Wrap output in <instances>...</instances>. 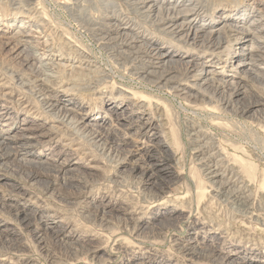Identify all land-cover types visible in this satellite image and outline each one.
<instances>
[{
	"label": "rangeland",
	"instance_id": "1",
	"mask_svg": "<svg viewBox=\"0 0 264 264\" xmlns=\"http://www.w3.org/2000/svg\"><path fill=\"white\" fill-rule=\"evenodd\" d=\"M170 1L253 33L183 45L135 0H0V264H264V59L242 51L264 0ZM118 20L175 55L164 80L103 33Z\"/></svg>",
	"mask_w": 264,
	"mask_h": 264
},
{
	"label": "bare ground",
	"instance_id": "2",
	"mask_svg": "<svg viewBox=\"0 0 264 264\" xmlns=\"http://www.w3.org/2000/svg\"><path fill=\"white\" fill-rule=\"evenodd\" d=\"M126 1V0H125ZM157 0H135V4L139 6L138 13H142L145 14L143 12H141L144 8H146V17L148 19H144V21H146V23H148L150 26L155 27L156 30L159 31H163L164 33H166L167 35L170 36V38L172 40H174L176 43L178 44H196L197 42L201 43L204 46H208V48L210 47H218L221 43L222 40L226 37H223L222 35H227L228 33L231 34V31H235V33H233V35L235 36V39L239 38L241 34H245L247 33V37L249 35H251L253 32H251L250 30L246 29V26L244 25H238L237 23H235L234 20V15H233V11L232 10H226V13L223 14V16L220 17V21L218 22V25L216 26V28H207L205 27L203 24H198L196 23L195 19H193L194 16H198L199 15V8H197V5L194 3H184V8L179 9V6H181V3L176 2H171L169 0L168 3H164L165 1L162 2V4H166L169 5V8H164L161 5L158 6V3L156 2ZM187 1V0H185ZM159 2V1H158ZM183 2V1H182ZM157 3V4H156ZM142 5V7L140 6ZM246 7V6H244ZM138 8V7H137ZM136 9V7H135ZM229 9V8H226ZM137 11V9H136ZM246 11V10H244ZM188 12H191L189 16H187L186 14ZM239 13V12H238ZM246 13V12H245ZM96 15V14H95ZM190 16L192 18H190ZM83 17V16H82ZM99 17V16H98ZM101 17V16H100ZM140 17V16H139ZM88 18V17H87ZM91 18H93L91 16ZM89 18L88 20L84 19L85 23L88 25H91L92 19ZM94 19V18H93ZM95 20V19H94ZM100 20V19H99ZM165 24L162 26L160 25V23L158 22H162L165 21ZM258 19H254V21H256ZM95 21H98L97 19ZM253 21V22H254ZM100 22V21H99ZM102 22V21H101ZM98 23V22H97ZM106 23V22H105ZM112 23V22H111ZM114 23H116L114 21ZM104 24V22H103ZM108 24V22H107ZM138 24V22L136 23V25ZM135 25V26H136ZM139 25V24H138ZM219 25H223L222 30L217 29V27H219ZM135 28V27H134ZM248 28V27H247ZM102 29V27H101ZM246 30V31H245ZM257 30V29H256ZM101 31V30H100ZM162 32V33H163ZM255 32V31H254ZM108 34V36H111L109 38V40L113 41V42H117L119 41L120 46L122 45L124 50L122 51L125 54L126 58L129 57H135L136 59L138 58V56H140V54L142 53V56L145 60L142 59V63L141 64H146L148 66V68H146V70H144V73H146L145 75H142L147 81L149 80L152 83H159L162 80L165 79V75L167 74L165 71H158L156 69H153V67L156 66V68H158V66H162L165 65V63H169L170 65L173 64H177V59H174L173 57L175 56L172 53H167L164 51L162 52V46L160 43L155 42L153 40H151L149 37H147L146 35H142L140 32L136 31L135 29H132V27L125 25L123 22H117V24L114 25H106V28L104 29V32ZM257 36H260L262 38H264V25L262 26L261 29L257 30ZM104 35V34H103ZM256 35V34H255ZM106 36V35H105ZM102 36L101 38L103 39ZM231 36V35H230ZM101 39V40H102ZM246 36L244 38V40H246ZM104 40V39H103ZM108 40V39H107ZM108 40V42H109ZM111 41V42H112ZM105 42V41H104ZM103 42V43H104ZM22 41H19V45L23 46V44H21ZM116 44V43H115ZM145 44V45H144ZM183 44V45H184ZM133 46V47H132ZM142 46H146V50L145 52H141L143 50ZM103 47V46H102ZM125 47H127L125 49ZM24 48V47H23ZM26 48V47H25ZM122 48V49H123ZM136 48V52H134V50L132 51H128L130 49H134ZM120 49V48H119ZM121 50V49H120ZM30 51V49L28 50V52ZM242 51H246L248 52V59L251 60L253 59L255 56H261L264 59V45H261L260 43L252 44V45H247L244 50L242 49ZM25 52V51H24ZM121 52V51H120ZM141 52V53H140ZM30 53V52H29ZM113 54V53H112ZM138 56H137V55ZM260 54V55H259ZM86 57V56H85ZM81 58V57H80ZM84 58V57H83ZM257 58V57H256ZM130 59V58H129ZM140 59V58H139ZM247 59V60H248ZM123 60V59H122ZM134 60V59H133ZM125 61V60H124ZM89 62V60H88ZM141 62V61H140ZM86 63V62H85ZM249 62L247 61H241L240 65L244 66L246 64H248ZM199 62L197 61H192V60H187L185 62L183 69V72L181 74V77L186 78V80H192L194 82V84L200 86L202 83H207V82H211V83H215V81H217V79H214L215 77H213L211 75V70L208 71L206 70L205 73H203L201 71L200 72H196L197 71V67L199 66ZM86 65V64H85ZM123 66V65H122ZM85 67V66H84ZM90 68V67H89ZM145 68V67H143ZM48 69V68H46ZM76 69V68H75ZM85 69V68H83ZM95 69V68H94ZM140 69V68H138ZM49 70V69H48ZM89 70V69H88ZM97 70V69H96ZM95 72L98 73L99 69ZM160 70V69H159ZM39 71V70H38ZM37 72V71H36ZM94 72V71H93ZM100 72V71H99ZM175 72V71H174ZM181 72V71H180ZM40 73V72H39ZM102 73V72H101ZM99 73V74H101ZM250 73L252 74V70H250ZM92 74V73H91ZM96 74V73H94ZM94 74H92L94 76ZM45 75L44 73L41 74ZM211 75V76H210ZM152 76H157V82L152 80L151 77ZM89 77V76H88ZM91 77V76H90ZM255 79H264L263 76L259 75L258 73L255 75L254 77ZM168 79V78H167ZM170 79V78H169ZM36 81V80H35ZM34 81V82H35ZM41 81V80H40ZM42 82V81H41ZM47 83V82H46ZM38 84V83H37ZM149 84V83H148ZM220 86V85H219ZM39 87V86H38ZM40 88V87H39ZM41 89V88H40ZM185 88H183L182 90H184ZM43 90V89H42ZM180 95V94H178ZM187 98V97H185ZM55 106V104H50V107ZM55 108V107H54ZM59 111V110H58ZM60 112V111H59ZM64 114L66 113L67 115L70 114L71 112L68 109H65V111H63ZM4 114V113H3ZM59 115V114H58ZM72 115V114H71ZM66 117V116H65ZM68 117V116H67ZM72 117V116H71ZM73 118V117H72ZM68 119V118H67ZM73 120V119H72ZM74 121V120H73ZM27 128V127H26ZM23 134V133H22ZM22 136V135H21ZM23 139V138H22ZM36 140V139H35ZM206 145V144H205ZM15 150L14 149H7L6 152H4L3 154L0 155V159L5 160L4 158H8L10 156H13L15 154ZM167 157V156H166ZM201 159V158H200ZM160 162V161H159ZM210 164V163H209ZM216 164V163H215ZM155 166L159 165L158 162H155L154 164ZM167 168V167H166ZM213 169V168H212ZM210 169L211 173L214 174V176H219V175H223V173L221 172V174L219 173L221 170L220 168H218L217 166L215 167V169ZM223 171V170H222ZM225 171V170H224ZM40 172V171H39ZM36 171V174L39 173ZM227 172V170H226ZM42 173V171H41ZM233 173V172H232ZM31 174V173H30ZM224 176V175H223ZM228 177V176H227ZM221 178V177H220ZM231 177H229L230 179ZM220 180V179H219ZM226 180H228V178H226ZM225 180V181H226ZM234 180V179H233ZM232 180V181H233ZM222 181V180H221ZM223 181V183H221V186L227 187L230 186L227 182ZM237 181V180H236ZM228 184V185H227ZM227 185V186H226ZM220 186V185H219ZM229 188V187H228ZM227 188V189H228ZM222 190V188H221ZM233 190V189H232ZM236 191V189H234ZM238 190V189H237ZM231 193V192H230ZM233 193V192H232ZM238 196V195H237ZM240 196V195H239ZM235 197V195H234ZM243 204V203H242ZM239 209V208H238ZM32 216V215H31ZM30 217V216H29ZM33 219V218H32ZM31 219V220H32ZM29 224V223H28ZM54 231V230H53ZM57 232V231H56ZM57 237H59V233H56ZM41 233V232H40ZM38 234V233H37ZM40 236V234H39ZM53 239V238H52ZM190 248V247H189ZM196 251V250H195ZM211 251V250H210ZM214 252V251H213ZM215 253V252H214Z\"/></svg>",
	"mask_w": 264,
	"mask_h": 264
}]
</instances>
